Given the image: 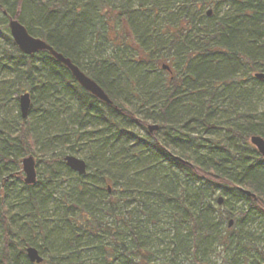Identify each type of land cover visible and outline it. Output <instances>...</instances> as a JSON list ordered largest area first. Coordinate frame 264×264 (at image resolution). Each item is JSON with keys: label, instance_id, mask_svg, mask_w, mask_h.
Segmentation results:
<instances>
[{"label": "trees", "instance_id": "obj_1", "mask_svg": "<svg viewBox=\"0 0 264 264\" xmlns=\"http://www.w3.org/2000/svg\"><path fill=\"white\" fill-rule=\"evenodd\" d=\"M10 18L112 103L49 52L22 53ZM261 72L264 0H0V111L31 99L25 119L19 109L0 121V264H264V228L253 229L264 221V159L250 143L264 139V110L251 103ZM81 142L94 163L78 175L63 158ZM38 146L55 156L27 185L18 170L28 155L37 167ZM217 188L223 210L211 204ZM31 246L42 262L26 257Z\"/></svg>", "mask_w": 264, "mask_h": 264}, {"label": "water", "instance_id": "obj_2", "mask_svg": "<svg viewBox=\"0 0 264 264\" xmlns=\"http://www.w3.org/2000/svg\"><path fill=\"white\" fill-rule=\"evenodd\" d=\"M211 11L208 10L207 14H210ZM9 33L19 48V50L26 54L31 55L40 51H47L49 54L59 63L64 65L73 76L74 80L87 92H89L94 97L105 102L106 104H111V100L104 92V90L90 77H88L83 71L79 69L78 66L73 64L71 60L61 53L55 51L50 45H48L44 40L34 37L28 33L24 25H22L18 20L10 18L8 21ZM164 69L168 67L163 65ZM255 77L262 79L264 78V73H256ZM31 99L28 92H24L19 96V109L20 114L23 119L28 116L30 110ZM149 132H154L158 129L156 124H151L147 126ZM251 144L256 148L259 154L264 158V139L260 136H252L250 138ZM65 165L76 172L78 175H83L86 172L87 165L82 158H78L73 155H66L63 158ZM188 163V162H186ZM22 173L24 175V183L35 184L36 182V162L32 155L26 156L21 160ZM219 198L218 202H221ZM231 220L229 224H231ZM27 257L31 262L40 263L42 262V257L40 256L38 250L34 247H28L26 249Z\"/></svg>", "mask_w": 264, "mask_h": 264}, {"label": "rangeland", "instance_id": "obj_3", "mask_svg": "<svg viewBox=\"0 0 264 264\" xmlns=\"http://www.w3.org/2000/svg\"><path fill=\"white\" fill-rule=\"evenodd\" d=\"M212 9H213V7L206 6L204 8L203 12H207L208 10H210L212 12ZM209 15H211V13ZM166 63H168V62H166ZM261 91L262 92H259L261 94V96L257 100H251L253 107H255V109H257V110H264V90H261ZM137 103H138V101L132 102V106L136 107ZM18 112H19V106H16L14 101H11L10 103H8L7 108L0 111V121L2 119H5V121H11V119L14 116H16ZM218 114H219L218 119L220 120L219 126L222 127L223 125H225L223 122H225L224 120H226V119L222 117V111ZM139 115L142 116V114H139ZM231 115L233 116V114H231ZM148 121L151 122V120H148ZM211 130H212V132H210V134H212L211 136H213V137L221 136L223 134V130L221 128L218 130H215V132H213V129H211ZM145 133H146L145 130L140 129L137 134H138V136H143V135H145ZM161 134L162 133H159L158 136ZM253 148H254V146H253ZM60 151H63V150L61 149ZM78 151L79 152L77 154H74L73 156H76L78 158H82L86 162V164H88V162H90V164L94 163V161L88 155L89 151H88L87 146L85 144H83V142H81V147H78ZM37 154L40 157L41 162L37 165L38 170L36 167V172H37L36 180H37V177L39 176V174H38L39 171L40 172L45 171L44 161L49 159L50 157L55 156V153H53V151H51L50 149H48L46 147H42V146H40V147L38 146ZM87 155H88V157H86ZM86 172H88L87 169H86ZM74 174H76V172H74ZM18 176H20V180L23 181V173H22L21 169L18 170ZM60 185H61L62 189H67L66 184H64L63 182ZM115 188L116 187L113 186V189H115ZM203 188L205 190H207L208 192L210 191V188L207 185H204ZM115 194L117 195L118 193L115 192ZM219 198L222 199L220 203L217 202L219 200ZM224 198H227V195L221 188L214 189V191L212 192V195H211V204L214 207H219L220 210H223V208L221 207V204H222ZM233 206L235 209L239 208L240 202L234 203ZM53 212H54L53 209H51L50 214L53 215ZM168 225L169 224L166 223V224H163L161 226V232L158 235L159 238H163V237H165V235L168 234V232H169ZM233 226H234V221H232L230 228H232ZM263 228H264V221L262 220V218L261 217H255V219L253 220V229L256 233V236H257V234L260 235L261 233H263ZM18 241L20 242V244L24 243L23 238H18ZM260 243H261V245L264 243V240L262 239V235H260ZM209 264H226V263L223 261V259L221 257L216 256V257L212 258V260L209 262Z\"/></svg>", "mask_w": 264, "mask_h": 264}, {"label": "bare ground", "instance_id": "obj_4", "mask_svg": "<svg viewBox=\"0 0 264 264\" xmlns=\"http://www.w3.org/2000/svg\"><path fill=\"white\" fill-rule=\"evenodd\" d=\"M21 95V94H20ZM19 95V96H20ZM251 143V142H250ZM255 148V147H254ZM256 149V148H255ZM257 151V150H256ZM258 152V151H257ZM261 155V154H260ZM29 156V155H28ZM262 156V155H261ZM263 158V157H262ZM23 159V158H22ZM35 159V158H34ZM176 159H178L180 162H182V163H186L187 161H184V160H182L181 158H179V157H176ZM264 159V158H263ZM35 162H36V160H35ZM237 189L238 190H240L241 192H243V193H245L246 195H248V196H252V197H254L255 195L253 194V193H251L249 190H246V189H244V188H242V187H240V186H238L237 187ZM240 202V201H239ZM230 222V221H229ZM232 223V222H231ZM231 224H229V226H230ZM32 247V246H31ZM28 247H26L25 248V255H26V257H27V252H26V249H27ZM41 256V255H40ZM42 257V256H41ZM28 258V257H27ZM29 259V258H28ZM34 263V262H33Z\"/></svg>", "mask_w": 264, "mask_h": 264}]
</instances>
